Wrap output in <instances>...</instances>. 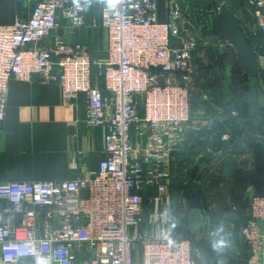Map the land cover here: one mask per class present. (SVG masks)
Instances as JSON below:
<instances>
[{
	"label": "built area",
	"instance_id": "obj_1",
	"mask_svg": "<svg viewBox=\"0 0 264 264\" xmlns=\"http://www.w3.org/2000/svg\"><path fill=\"white\" fill-rule=\"evenodd\" d=\"M190 1L165 0L161 19L158 0H102L91 24L105 30L103 59L55 33L58 14L84 26L88 0H37L26 19L0 24V123L11 78L54 83L66 104L85 95L84 125L101 130L104 153L97 170L73 179L0 182V264H204L189 238L173 235L170 191L174 153L191 129L199 28L220 10L205 15ZM236 16L259 61L264 0H239ZM187 196L181 190L177 205ZM244 198L245 264H264V194L248 185Z\"/></svg>",
	"mask_w": 264,
	"mask_h": 264
},
{
	"label": "crops",
	"instance_id": "obj_2",
	"mask_svg": "<svg viewBox=\"0 0 264 264\" xmlns=\"http://www.w3.org/2000/svg\"><path fill=\"white\" fill-rule=\"evenodd\" d=\"M36 1L0 0V24L12 23L16 18L26 19ZM164 2L158 0L161 19L164 18ZM101 4L102 0H88L84 13L85 25L78 29H71L67 19L58 14L59 25L55 30V33L69 40L88 44L98 59L105 57L106 33L103 28L92 26L91 22L99 19ZM49 41L50 38L45 42ZM200 46L195 60V91L204 80L205 70H208L212 80H222V75L207 65V50L202 43ZM227 100L224 104L228 103ZM85 102V95L80 93L74 104L64 103L62 91L54 83L11 78L5 113L0 123V182L59 181L97 170L104 157L102 132L99 128L85 127ZM202 107L197 106L195 109L203 110L200 117L205 122L194 125L195 128L191 126L187 141L190 136L192 138L189 141L195 140L194 137L196 140L203 138V134L212 128L216 120L222 121L225 117L220 106H215L216 115L212 111L205 114L206 110ZM193 134L196 136L193 137ZM190 144L187 143L188 146ZM81 194L86 195V190H82Z\"/></svg>",
	"mask_w": 264,
	"mask_h": 264
},
{
	"label": "trees",
	"instance_id": "obj_3",
	"mask_svg": "<svg viewBox=\"0 0 264 264\" xmlns=\"http://www.w3.org/2000/svg\"><path fill=\"white\" fill-rule=\"evenodd\" d=\"M190 3L191 5L193 4L194 7L200 8V3L195 2V0H191ZM201 6H203L202 12L206 15L209 7H205L204 5ZM248 41L252 44L250 38H248ZM199 47L201 46L198 45V49H200ZM205 71L203 77L204 80L200 83L198 87L199 89L191 92V109L193 111L197 106H204L203 108L206 110L205 113L212 111V113L216 115L215 113L218 112L216 111L215 106L217 105L221 107V113L225 116V119L222 121L216 120L212 124V128L206 130L203 138L199 137V139L196 140V137H194L195 140L192 139V141H189V139L192 138V136H190L188 141L186 140L185 150L174 153L175 158L172 163V183L170 187L173 198V235L176 238H189L193 247H199V244L195 240L193 242V237L189 233L190 229L187 217V207L182 208L176 203L178 195L181 190L188 193V183L191 180L196 179L197 173H199V175L202 174V172H198L199 167L203 164H209L216 156L207 152L206 147L221 150L222 152L224 145L233 143L243 135L245 129L243 120L246 117L249 108L248 104L243 101V93L235 82V77L240 72L236 62L233 63L232 67L233 76L231 83H229L232 92L229 96L222 94L225 83L223 77H219L222 79L219 83L217 82V78L212 80L208 70ZM262 78H264V74H261V79ZM203 92L208 94L209 102L202 99ZM214 94H216L217 97H215ZM227 99L234 100L238 103V106L233 108L237 111L236 116H231L230 110L224 105V102H226ZM261 114L264 116V110L261 111ZM214 131H217L215 132V135ZM226 131L229 132L230 137L227 141H221L219 136ZM259 134L264 136V125L259 127ZM261 139L264 140V138H260V140ZM258 140L251 144V157H249V160L246 161L244 166L238 167L232 177V187L229 191V198L226 201V207H217L216 210L220 217H226V230L230 231L229 234L224 232L220 234L222 255L224 258H228L227 264H245L247 246L240 236V227L245 219V206L247 205V200L244 198L245 188L248 185H252L256 193L264 194V158L261 159L262 164L257 163L260 161L258 158L259 154H264V145L257 143ZM189 142H191L190 146L187 145ZM260 151L261 153H259ZM233 204L239 206L237 216L235 217L230 213ZM231 223H233V226H231ZM209 243L214 246L215 250L211 248L210 245L205 248L200 245L203 248L201 254L206 264H216L219 251L215 242L209 240Z\"/></svg>",
	"mask_w": 264,
	"mask_h": 264
},
{
	"label": "water",
	"instance_id": "obj_4",
	"mask_svg": "<svg viewBox=\"0 0 264 264\" xmlns=\"http://www.w3.org/2000/svg\"><path fill=\"white\" fill-rule=\"evenodd\" d=\"M205 7L213 8L220 4V10L209 11L208 20L199 28L200 36H212L215 38L219 48L227 42L226 46H231V57L237 63L240 72L235 77V82L242 91V99L248 104V112L243 120L245 127L243 135L231 144H226L222 152L216 155L209 164L199 167L196 179L188 183L187 209L189 228L196 231L201 228L203 235L215 242L219 254L216 264H227L228 258L222 255L220 234H229L226 230V217H220L216 212L217 207H213L210 200L212 195L219 190L220 177L227 175L233 177L238 167L244 166L249 159L251 144L264 138L259 134V127L264 125V92H262L261 67L246 35L237 19L239 0H196ZM211 50V49H210ZM226 81L224 83L223 95H231L229 83L232 79V62L227 61ZM228 84V85H226ZM217 97L216 94H214ZM227 109L231 110L238 106L234 100L228 101ZM208 172L209 176L204 174ZM223 229V231H221ZM204 264L206 262L203 259Z\"/></svg>",
	"mask_w": 264,
	"mask_h": 264
},
{
	"label": "flooded vegetation",
	"instance_id": "obj_5",
	"mask_svg": "<svg viewBox=\"0 0 264 264\" xmlns=\"http://www.w3.org/2000/svg\"><path fill=\"white\" fill-rule=\"evenodd\" d=\"M201 43L203 44L204 48L207 50V53H208L207 55L209 58V62H207V65L210 66L212 68V70H215L220 75H222V77L224 78V81L227 82L226 81V69H225L226 65H228L227 61L232 62V64L234 63V60L231 57L232 53L230 51V48L228 46H226V44H224L222 48H219V45L216 43L215 38L212 36H206V37L201 36ZM232 67H231V69H232ZM226 85H228V84H226ZM224 90H226V89H224ZM227 102H228V100H227ZM205 176H209V173L206 172L204 174V177ZM218 181L221 182V184L219 186L220 191H216L213 193L212 199L210 200V202H211L213 207L224 208V207H226V201L229 198V191L232 187V184H231L232 177L227 175L225 178L220 177ZM187 217H188V212H187ZM221 231H223V229ZM189 233L192 235V237H195L198 234L203 235L200 227H198V229L196 231H193L190 229ZM203 236H205V235H203ZM205 237H207V236H205Z\"/></svg>",
	"mask_w": 264,
	"mask_h": 264
},
{
	"label": "rangeland",
	"instance_id": "obj_6",
	"mask_svg": "<svg viewBox=\"0 0 264 264\" xmlns=\"http://www.w3.org/2000/svg\"><path fill=\"white\" fill-rule=\"evenodd\" d=\"M205 58V57H204ZM206 59V58H205ZM207 61V60H206ZM259 64H260V66L262 67V68H264V58H260L259 59ZM197 109V108H196ZM194 110V112H193V116H192V121L190 120V124H191V126H193L194 127V125H198V123L199 124H203L204 122H205V119H203L202 117H200V116H202V112L200 113V112H198V110ZM206 114V113H205ZM195 128V127H194ZM189 132H190V130H189ZM189 134V133H188ZM194 136H196V135H194L193 134V137ZM205 135L203 134V137H204ZM262 136V135H261ZM207 137V136H206ZM262 137H264V136H262ZM257 143H259V144H262V145H264V140H258L257 141ZM259 153H261V151L259 152ZM258 158H259V162H257V163H261L262 161H261V159L262 158H264V154H259V156H258ZM262 164V163H261ZM192 240H193V242H194V240L199 244V247H197V248H199L200 249V252L202 251L203 252V248L202 247H207V246H209L210 245V243H209V240H208V238L207 237H205V236H203L202 234H198V235H196L195 237H193L192 238ZM202 247H201V246ZM197 246V245H196ZM211 246V248H213L214 249V246L213 245H210ZM215 250V249H214Z\"/></svg>",
	"mask_w": 264,
	"mask_h": 264
},
{
	"label": "clouds",
	"instance_id": "obj_7",
	"mask_svg": "<svg viewBox=\"0 0 264 264\" xmlns=\"http://www.w3.org/2000/svg\"><path fill=\"white\" fill-rule=\"evenodd\" d=\"M109 2L111 3V2H113V0H109ZM37 264H47V261L45 259L41 258L37 261Z\"/></svg>",
	"mask_w": 264,
	"mask_h": 264
}]
</instances>
